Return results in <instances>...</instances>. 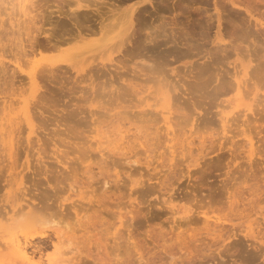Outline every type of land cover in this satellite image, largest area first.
Wrapping results in <instances>:
<instances>
[{
    "label": "rangeland",
    "instance_id": "1",
    "mask_svg": "<svg viewBox=\"0 0 264 264\" xmlns=\"http://www.w3.org/2000/svg\"><path fill=\"white\" fill-rule=\"evenodd\" d=\"M33 1L38 4L41 0ZM141 1L147 2L146 0H95V3H98L100 10L103 9L101 12L108 11L109 13H105L109 16L113 13L115 15H118V12L123 13L126 8L133 4L137 6ZM151 1H153L152 5L146 3L147 12L143 14L142 20L138 19L137 15L134 17V30L136 34L138 32V36L135 34L131 42L127 43L128 46L133 51L136 50L134 45L145 38L151 27L154 31L164 24L167 25L164 26L167 31L168 28H173L172 34L178 38L177 40L182 39L183 43L184 39H187L188 44L179 47V51L171 50V46L174 45L169 42L170 38L161 36L158 38L161 44L142 42V45H139L141 50L139 51V48L138 52L137 50L132 52V56L126 55L125 50L120 53L111 52L109 45L114 43L117 45L116 41L121 36L116 35L125 31V18L117 27L108 30L101 41L60 43L58 47L47 46L40 49L34 45L32 39L38 32L35 28L42 23V29H49V24L43 23V20L38 24L37 9L31 10L27 0H0V98L3 95L8 96L9 93L10 97L20 98L17 101L12 98L15 102L11 106L10 115L8 114L10 119L19 122L15 141L18 139V144L23 145L22 149L31 147L27 155L31 160L38 156L46 161L50 160L55 144L67 152L66 164L71 168L70 171L68 168V173L65 172L68 174H66L67 178H61L64 180L60 181L63 182L62 186L59 185L63 187L60 188L62 191H58L51 198L53 206L67 205V212L63 215L51 214L48 211L38 212L37 216L28 222H26L28 219L23 220L25 223L15 221L18 228L14 226L16 228L12 232L14 235H21L51 225L59 226L63 235L61 243L69 244L66 246L63 244L62 247L67 253L63 256L66 259L63 260L64 264H68L71 259L69 264L72 262L80 264L79 261H75L77 258L83 260L81 264H174L175 261L176 264H182L183 262L179 261L184 258L182 253L184 249L186 250V244L190 245L191 249H194V244H191L190 239L187 240L184 235H181V238L177 237L178 229L175 225L180 219L175 206L181 207L180 210L184 207L191 210V221H194L191 230L199 232L197 238L203 235L206 237V229L201 224L203 223L201 209L206 211L210 208L211 211L212 208L213 214L218 212V215L226 213L222 210L227 211L229 196L233 193L237 194L238 200L240 197L252 200V205L256 204L254 210L258 212L261 210L260 212L264 213V141H257V132L262 134L264 132V117L263 120L260 119L262 121L259 120L261 113L264 116V112L261 111V109L264 111V100H262L264 99V0H234V5L228 0H167L161 3L158 0ZM82 2L94 4L92 0ZM144 2L141 3L145 4ZM93 4L90 5L94 6ZM70 6L75 8L73 3ZM51 7L55 10L54 5ZM215 8L222 15L221 38L216 37L215 34L217 29ZM28 9L33 13L35 11L36 15L32 14L35 16L33 18L37 19V21L32 20L37 22L35 26L28 20V16L31 15H28L31 13ZM87 9L86 12L84 9L78 11L81 14V11L89 14L90 9ZM24 10L27 12H23ZM166 35L170 37L171 34L167 32ZM98 37L95 35L90 39L94 40ZM37 39L45 42L42 36L39 38L37 36ZM165 39L169 40V45ZM163 40L165 43L162 42ZM31 52H36V55L31 57ZM93 57L96 59L94 60ZM112 58L114 65L109 67ZM24 61H27L25 65ZM17 63L21 64L23 71H20ZM102 64H106L107 67L102 69ZM115 66L124 67L121 70L117 69L115 74V71L112 72ZM107 68L108 70L112 68L109 70L111 76L105 74ZM244 69L249 70L246 75H243ZM31 70H34V85L26 75ZM238 75V78L245 80H242L245 85L243 89L241 87L240 95L225 86L227 84L230 87L229 82L234 84L233 76ZM160 80L169 85L167 87L164 86L165 84L162 87V83L158 85ZM189 82H192L190 87L193 90L197 87L194 92L184 91ZM171 85L176 86L175 91L172 90ZM226 88L232 92L227 91ZM165 89L166 92L170 91L171 96L169 103L173 115L169 116L172 118V127L175 128L173 141L167 140L170 136L165 135L166 124L163 122V115L159 112L163 104L162 97L166 94ZM140 97L144 100L141 101ZM22 99L27 100V106ZM146 103L155 104L153 108H149L154 110L153 116L148 115L150 118L141 116L139 112L142 107L148 109L144 106ZM26 109L31 115L34 113L33 131L24 118ZM53 109L64 112L62 114L66 120L63 118L64 121L61 119L60 123L69 121L67 126L72 128V131L68 130L70 133L62 131L64 125L59 129L61 132L56 130L59 122L55 119L53 121L52 117L56 115ZM40 111H44L43 114L48 118L38 117ZM1 112L0 110V116L3 117ZM35 112L38 114L36 115ZM242 113H246L247 117L242 116ZM224 117L228 122L225 127L222 121ZM176 119L177 124L173 121ZM206 119H212L213 123ZM223 128H227L228 132L224 138L222 136L226 129ZM57 131L59 133H55ZM134 134L139 136L135 141H133ZM130 137L131 139H127ZM202 139L205 147L208 145V149L204 148L206 151L200 152L203 155L198 153L204 147L202 142L199 144ZM248 140L254 144L252 154L249 153ZM0 148L2 149V151L0 149V207L11 205L17 207L24 200L28 201L29 195L33 194L34 190L25 192L28 194L21 197V192L17 189L19 176L16 172L7 178L9 179L7 184L2 181L1 164L4 159L7 160L2 141ZM213 149L214 151H211ZM25 157L26 154L22 150L16 156L18 162H22ZM59 169L63 172L61 167H57L56 170ZM23 179L26 180V176ZM250 192H253L252 195ZM172 200L173 202H169ZM258 202L263 203L258 207L260 210L257 208ZM74 206L76 208H72ZM215 209L217 210L214 211ZM12 217L14 218V215ZM253 217L260 220L259 226L256 223L253 225V227L257 226L255 231L259 228L262 231L264 222L261 216L254 213ZM194 218H199L196 220L201 222L196 224ZM223 225V232L226 231L231 238L222 242L223 245L218 244L219 248L213 247L209 251L211 256L208 252L203 257L193 258V262L183 261L186 264H264V244L245 237L239 230L238 224L234 227L228 222H223ZM174 226L176 230L173 229ZM153 231L157 234L161 232V235ZM128 232L136 235L132 236L134 242L137 240L135 249L138 247L137 251L140 253L138 255L133 248H130L133 251L130 249L127 251L128 254L133 253V255H124L126 244L119 235L127 236ZM205 237L203 238L207 242L209 237ZM138 238L141 239V243ZM262 239L264 241V235ZM180 241L182 244L179 243ZM176 249L178 252H175ZM80 251L82 254L79 253ZM72 252H75L76 257L77 254L81 257L71 258V256L75 257ZM123 257H130L131 260L125 258L126 262H129H123ZM68 259L70 260L67 261Z\"/></svg>",
    "mask_w": 264,
    "mask_h": 264
},
{
    "label": "bare ground",
    "instance_id": "2",
    "mask_svg": "<svg viewBox=\"0 0 264 264\" xmlns=\"http://www.w3.org/2000/svg\"><path fill=\"white\" fill-rule=\"evenodd\" d=\"M28 1V4H29V7L31 8V10H32V8H34V9H37V12H36V14H37V16H38V24H39V21H42L43 20V23H47V24H49V29H42L41 28V26H43L42 25V23L40 24V26H38L37 28H35V30H38V32L36 33V35L35 36H33L32 37V39L34 40V45H37V47L38 48H46L47 46H49V47H58L59 45H60V43H73V42H86L87 40H90V41H97V40H100V39H103L102 37H104V35L105 34H107V31L109 30H112V28H114V27H117L118 25H119V23L121 22V20H123L124 18H125V21H124V23H126V28H125V31L123 32V33H121V34H118V35H116L117 37H120L116 42H118L117 43V45H116V43H114V45H109L110 46V50H112L111 52H114V51H116L117 53L119 52H122L123 50H125L124 52H125V54L126 55H130V56H132L131 55V53L132 52H134V51H136L137 50V52H138V49L140 48V46L142 45V42H145L146 43V41L148 42V44H149V42H152L153 43V45H158V44H161V41L158 39L159 37H161L162 36V38L164 37V38H170V41L169 40H167V39H165V41L168 43V41L169 42H171V43H173V45L174 46H171L172 47V49L171 50H174L175 49V51H179V47H181V46H184V45H186V44H188V41H187V39H184V41L185 42H183L182 43V39H179V40H177L178 38L177 37H175L173 34H172V31H173V28H168V30L169 31H167V29H166V27H164V26H167V25H164V24H162L160 27H158V29L157 30H154V31H152V29H153V27H151V31L150 32H147L146 33V36H145V38L144 39H140L139 41L141 42V44H139L140 42H138V44L136 45L135 43H133V44H135L134 45V47H135V49L136 50H132L129 46H128V44L127 43H130L131 42V38L132 37H134L135 36V32H136V30H134V24H133V22H134V17L137 15V18L138 19H140V20H142L143 18H144V13L145 12H147V10H146V7H147V4L146 3H148V4H150V5H152V3H153V1H151V0H146L147 2H144V1H141V2H144L145 4H142L141 2H138L139 4H141V5H139V4H137V6H135L134 4L133 5H131V6H129L128 8H126V10L123 12V13H117L118 15H115V13H113V14H111V15H109V16H107L106 15V13H109L108 11L106 12V11H104V12H101L102 10H100L99 9V6H97L98 5V3L96 4L95 3V0H92L93 2H94V4L92 3V2H90V4H93L94 6H91L90 4H86V3H83L82 1H87V0H41L40 2H38V4L36 3L35 4V1H33V0H27ZM98 1V0H97ZM108 1V0H107ZM157 1V0H156ZM160 1V3L161 2H165V1H167V0H158V2ZM232 5H234L235 4V2H234V0H228ZM114 2V1H113ZM228 2V3H229ZM71 3H73L74 5H75V8H71L72 6H70L71 5ZM101 3V2H100ZM103 3V2H102ZM116 3V2H115ZM112 4V3H111ZM55 6V10H53L52 9V7L51 6ZM90 5V6H89ZM100 5V8H101V4H99ZM103 5V4H102ZM117 5H118V2H117ZM121 5V4H120ZM120 5H119V7H120ZM177 5V4H176ZM175 5V6H176ZM237 5V4H236ZM25 6V5H24ZM111 6H113V5H111ZM114 6H116V5H114ZM180 6V5H179ZM28 7V8H29ZM67 7V8H66ZM118 7V6H117ZM149 7V6H148ZM154 7V6H153ZM162 7H164L163 5H162ZM167 8H168V5L166 6ZM178 7V6H177ZM176 7V8H177ZM19 8V7H18ZM27 8V7H26ZM29 8V9H30ZM87 8H89L90 10H89V14H87V13H84L83 11H81L82 12V14L81 13H79L80 11H78V9H84V11L86 12V11H88V9ZM184 8V7H183ZM25 9V8H24ZM28 9V10H29ZM85 9H87V10H85ZM118 9V8H117ZM155 9H158V8H155ZM154 9V10H155ZM164 9H166V8H164ZM187 9V8H186ZM31 10H29V12H31V13H28V15H32V14H34L35 13V11H34V13L31 11ZM115 10V9H114ZM168 10V9H167ZM111 11V10H110ZM112 11H113V9H112ZM179 11V10H178ZM23 12H27V10L25 11H23ZM90 12H92V14H90ZM106 12V13H105ZM157 12V11H156ZM182 11H180V13H181ZM27 14V13H26ZM36 14H34V15H36ZM248 14L250 15V16H252V14L251 13H249L248 12ZM31 15H30V17H31ZM34 15H32V17H31V19H29L30 17L28 16V20H30V21H32L33 19H36V18H33V17H35ZM158 15V14H157ZM27 16V15H26ZM148 16V15H147ZM221 16L222 15H220V13H219V11H217V9L215 8V17H216V22H217V24H216V27H217V29H216V32H215V34H216V37H220L221 35H220V25H221V22H220V20H221ZM151 17V16H150ZM154 17V16H153ZM209 18H212V17H209ZM25 19V18H24ZM27 19V18H26ZM173 19V18H172ZM152 20V19H151ZM160 20V19H159ZM209 20V19H208ZM36 21H37V19H36ZM161 21V20H160ZM163 21V20H162ZM13 22V21H12ZM27 22H29V21H27ZM144 22V21H143ZM37 24V22H35V21H32L31 22V25H34V24ZM45 23V24H46ZM135 23H136V21H135ZM139 23H140V21H139ZM138 23V24H139ZM145 25H146V23H144ZM143 24V25H144ZM151 24V23H150ZM168 24V23H167ZM169 24H171V23H169ZM184 24V23H183ZM188 24V23H187ZM14 26V25H13ZM35 26V25H34ZM258 26V25H257ZM146 27V26H145ZM138 29H140L139 27H137ZM149 28V27H148ZM147 28V29H148ZM186 28V27H185ZM138 29H137V31H138ZM114 30V29H113ZM175 30V29H174ZM168 33H170L171 35H170V37H168V35H166L167 34V32ZM184 31V30H183ZM121 32V31H120ZM181 32H182V30H181ZM142 33V32H141ZM166 33V34H165ZM123 34V35H122ZM137 34H138V32H137ZM136 34V35H137ZM182 34V33H181ZM205 34V33H204ZM95 35H98L99 37H98V39H90V37H92V36H95ZM37 36H38V38L40 37V36H42L43 37V41H45V42H42V41H40V40H38L37 39ZM138 36V35H137ZM115 37V36H114ZM179 37V36H178ZM184 38H185V36H184ZM221 38V37H220ZM30 39V38H29ZM113 38H111V40H112ZM161 39V38H160ZM221 40V39H220ZM101 41V40H100ZM162 42H164V40L162 41ZM165 43V42H164ZM193 44H195V43H193ZM199 44V43H198ZM218 44V43H217ZM107 45V44H106ZM127 47H126V46ZM140 45V46H139ZM152 45V44H151ZM167 45H169V43L167 44ZM139 46V47H138ZM163 46V45H162ZM190 46V45H189ZM191 46H192V44H191ZM190 46V49L192 50L193 48H196V47H191ZM36 47V46H35ZM37 47H36V49H37ZM129 47V48H128ZM132 48H133V46H131ZM136 47H138V48H136ZM143 47V46H142ZM147 47V46H146ZM159 47V46H158ZM197 47H198V45H197ZM201 47H202V45H201ZM200 47V48H201ZM220 47V46H219ZM224 47V46H223ZM230 47V46H229ZM116 48V49H115ZM227 48V46L225 47V49ZM113 49H115V50H113ZM130 49V50H129ZM134 49V48H133ZM199 49V48H198ZM107 50V49H106ZM105 50V51H106ZM128 50H129V52H128ZM141 50V48L139 49V51ZM165 50H167V49H165ZM224 50V49H223ZM40 51V50H39ZM105 51H103V52H105ZM154 51V50H153ZM168 51V50H167ZM200 51V50H199ZM164 52V51H163ZM172 52V51H171ZM174 52V51H173ZM172 52V53H173ZM183 52V51H182ZM198 52V51H197ZM36 52H31V57H33L34 56V54H35ZM84 53V52H83ZM82 53V54H83ZM202 53V52H201ZM207 53V52H206ZM171 54V53H170ZM185 54V53H184ZM28 55H29V53H28ZM28 55H26V56H28ZM36 55V54H35ZM73 56H75V54H73ZM78 56V55H77ZM116 56V55H115ZM88 57V56H87ZM117 57V56H116ZM94 58V57H93ZM129 58V57H128ZM148 58H150V57H148ZM96 59V57L94 58V60ZM116 59V58H115ZM121 59V58H120ZM119 59V61L121 62V60ZM123 59V58H122ZM117 60H118V58H117ZM114 61V58H112V59H110V62H111V65L109 66V67H111V66H113L114 64L112 63ZM2 62V61H1ZM25 62H27V61H24V65L26 64ZM250 62V61H249ZM126 63V62H125ZM4 64V63H3ZM23 64V63H22ZM28 64V63H27ZM98 64V63H97ZM139 64L140 63H138V66H139ZM17 65V67L20 69V71H23V69H22V66H21V64H19V63H17L16 64ZM92 65V64H91ZM142 65V64H141ZM258 65V64H257ZM95 67H96V65H95ZM107 66H106V64H102V66H101V68L102 69H105ZM117 66H115L114 68H113V71L112 72H114L115 71V74H116V70L117 69H120L121 70V68H123L124 66H122V67H119V68H116ZM147 67V66H146ZM146 67H142V68H146ZM246 67V66H245ZM49 68V67H48ZM54 68V71H55V67H53ZM60 68V67H59ZM98 68V67H97ZM134 68V67H133ZM152 68H153V66H152ZM253 68H255V67H253ZM257 68V67H256ZM260 68V67H259ZM111 70H112V68H110ZM109 69V70H110ZM151 69V68H150ZM48 70V69H47ZM95 70V69H94ZM108 70V68L106 69V73L105 74H109L110 76L112 75V73H111V71H109ZM133 71H135V69H132ZM260 70H262V69H260ZM53 71V70H52ZM86 71V70H85ZM96 71H98V70H96ZM99 71H101V69L99 70ZM139 71H142V72H144L142 69H139ZM255 71V70H254ZM258 71V70H257ZM36 72V71H35ZM57 72V71H56ZM119 72V71H118ZM124 72V71H123ZM126 72V71H125ZM240 72V71H239ZM247 72H249V70L248 71H246V69H244L243 70V75H246V73ZM15 73V72H14ZM39 73H41V72H39ZM88 73V72H87ZM101 73V72H100ZM121 73V72H120ZM134 74H136L135 72H133ZM153 73V72H152ZM260 73H261V71H260ZM51 74H53V72L51 73ZM56 74V73H55ZM54 74V75H55ZM62 74V73H61ZM65 74V73H64ZM118 74V73H117ZM128 74V73H127ZM253 74V73H252ZM257 74V73H256ZM26 75L28 76V79L30 80V82H31V84L32 85H34L35 84V76H34V70H31V71H28L27 73H26ZM86 75V74H85ZM138 76H139V74H137ZM140 75H142L141 73H140ZM143 75H145L146 76V74H143ZM254 75V74H253ZM257 75H260V74H257ZM26 76V77H27ZM149 76V75H148ZM52 77H53V75H52ZM92 77V76H91ZM140 77V76H139ZM234 77V84H232L231 82H229V86L230 87H228V85L226 84L225 86H227V88H229L230 90H234L235 92H236V94H238V95H240L241 94V87H242V89H243V87H244V85H245V83H243L245 80L244 79H242V78H238L239 77V75L238 76H233ZM15 78V77H14ZM93 78V77H92ZM100 78H101V76H100ZM146 78V77H145ZM144 78V79H145ZM148 79V78H147ZM147 79H145V80H147ZM246 79H248V78H246ZM251 79V78H250ZM20 80V79H19ZM38 80V79H37ZM134 80V79H133ZM148 80H153V79H148ZM242 80H244V81H242ZM13 82H14V80H12ZM22 81V80H21ZM155 81H156V79H155ZM158 82H159V80H157ZM11 82V81H10ZM23 82V81H22ZM21 82V83H22ZM246 82H248V81H246ZM162 83V81L160 80V83L158 84V85H160ZM192 82H189V87L188 86H185L187 83H185V88H184V91H186V92H191V91H193L194 92V90L197 88L196 86H194V87H196V88H194V90L190 87V84H191ZM19 84V83H18ZM163 84H165L164 86H166L167 87V85H169V84H167V83H162L161 85H162V87H164L163 86ZM193 84H194V82H193ZM196 84H197V82H196ZM242 84V85H241ZM14 86H15V84H13ZM22 85H24V84H22ZM20 86V85H19ZM127 86H128V84H127ZM172 86V85H171ZM183 86V87H184ZM191 86H192V84H191ZM223 86H224V84H223ZM246 86H248V85H246ZM21 87V86H20ZM129 87V86H128ZM165 87V88H166ZM17 88V87H16ZM133 88H134V86H133ZM169 88V87H168ZM226 88V89H227ZM18 89V88H17ZM135 89V88H134ZM192 89V90H191ZM229 89H227V91H230ZM73 90V89H72ZM170 90V89H169ZM172 90L173 91H175L176 90V86H172ZM17 91V90H16ZM15 91V92H16ZM167 91V89H165V95H163V97H162V99H163V104L161 105V110L159 111L160 112V114H162L163 115V122L166 124V127H165V135L166 136H170L167 140H169V141H173L174 140V129L175 128H173L172 127V118H170V114H172L173 112H171V106H170V103H169V100H170V94H169V92H166ZM243 91V90H242ZM138 92H139V90H138ZM138 92L136 91V93L138 94ZM152 92H154V91H152ZM230 92H232V91H230ZM140 93V92H139ZM142 93V92H141ZM155 93V92H154ZM12 94V93H11ZM14 94V93H13ZM143 94H144V92H143ZM9 95H10V93H9ZM6 96V95H3V97H1L0 98V103L2 104V107L0 108V110L2 111L1 113L3 114V117H1L0 118V120H4V122H2V121H0L1 123H0V140L3 142V149H4V151L6 150V159L7 160H3V163L1 164V170H2V176H3V179H2V181L3 182H6V184H7V182H9V179H7L8 177H10V176H12V174L14 173V172H16L17 173V175L19 176V183H18V186H17V189H19L20 190V192H21V194L20 195H22L21 197H23V196H25V195H27V194H25V192H29V190L31 191V189L32 190H34V191H32V193L33 194H31L32 195V197H31V195H29L30 196V198L28 199V201L26 200V202H25V200H24V202L23 203H21V204H19L17 207H12V205L11 206H7V207H5V206H1L0 207V264H58V263H60V262H62L63 263V260H65L66 261V259L65 258H63V256L65 255V250L63 251V249H62V247H63V244L61 243V238H63L62 236V234H61V232H62V230H60V228H59V226H57V225H51V226H48V227H46V228H40V229H35L34 231H31V232H29V233H22L21 235H19V234H17V235H14V233L12 232V230L13 229H15L16 227H17V225H16V223H17V221H23V220H27L26 222H28L30 219H33V218H35V216H37V213L39 212V213H41V211L43 212V211H48V212H50L51 214H55V215H58V214H61V215H63L64 214V212H67V210L66 209H68V207H67V205H59L58 207L56 206V205H54L53 206V203H51V198H52V196H54L58 191H60L61 189H63V187L61 188L59 185H61L62 186V183L63 182H60V181H64V180H62L64 177L65 178H67L66 176L68 175L67 173L70 171V169L71 168H69V164H68V166H67V152H64L62 149H60L58 146H56L55 144H53L54 146V153L51 155V158H50V160H48V161H46V160H44L41 156H38L37 158H35V159H33V160H31V159H29L28 157H27V155H28V153H29V150H30V146H27L26 148H24L23 147V149H22V146L21 145H19L18 143H19V141H18V139L15 141V132L17 131V129H18V121H16L15 119H10L9 118V113H10V111H11V106L14 104L13 102H15L12 98L14 97L13 95V97H10V96ZM149 95H147V97H148ZM257 96V95H256ZM37 97V96H36ZM19 98V97H18ZM17 98V99H18ZM148 98H150V97H148ZM155 98V97H154ZM14 99H15V97H14ZM17 99H15L16 101H17ZM20 99V98H19ZM46 99V98H45ZM140 99H141V101L142 100H144V99H142L141 97H140ZM153 99V98H152ZM259 99V98H258ZM150 100V99H149ZM262 100H264V99H262ZM19 101V100H18ZM22 101L26 104V106H27V100H23L22 99ZM47 101V100H46ZM139 102H140V100H138ZM137 101V102H138ZM154 101V100H153ZM158 101V100H157ZM262 102V101H261ZM264 102V101H263ZM155 103H156V101H155ZM171 103H172V101H171ZM158 104V103H157ZM249 104V103H248ZM256 104V103H255ZM139 105V104H138ZM137 105V107H139ZM154 106H155V104H153ZM152 104L150 105V104H147L146 103V105H144L145 107H147L148 109H145L144 107H142L140 110H139V112H140V114H141V116H147V118H150V117H148V115H151V116H153L152 114L154 113V110H152V109H149L150 107L151 108H153L152 106H153ZM172 105V104H171ZM263 105V104H262ZM45 106V105H44ZM40 107V106H39ZM133 107H134V104H133ZM249 107V106H248ZM30 108V107H29ZM43 108V107H42ZM48 107H45V109H47ZM263 108V107H262ZM54 110V115L55 116H53L52 118H53V121H54V119L55 120H57L59 123H60V121H61V119H62V121H64L63 120V118H65L64 117V115L62 114V113H64V112H57V110L56 109H53ZM248 110H250V109H248ZM242 111V110H241ZM260 111V110H259ZM261 111L262 112H264L263 111V109H261ZM44 112V111H43ZM43 112L42 111H40V112H38V113H36L35 112V114L37 115H39L38 117H42L43 119H44V117H45V115L43 114ZM56 112V113H55ZM31 113H32V111H31ZM67 113H69V112H67ZM76 113V112H75ZM74 113V114H75ZM156 113V112H155ZM9 114V115H8ZM34 113H32V115H33ZM72 115H73V113H71ZM70 114V115H71ZM158 114V113H157ZM20 115V114H19ZM32 115L29 113V111H28V109H26L25 110V113H24V118H25V121H26V123H27V125L29 126V128H30V130L31 131H33V123H32ZM71 115V116H72ZM155 115V114H154ZM173 115V114H172ZM260 115V114H259ZM17 116V115H16ZM56 116H58V118H56ZM69 116V115H68ZM74 116H76V115H74ZM241 116V115H240ZM242 116H246L247 117V115H246V113H242ZM178 117V116H177ZM180 117V116H179ZM263 115H262V113H261V115H260V117H259V120L260 119H262L263 120ZM20 118V117H19ZM45 118H48V117H45ZM60 118V119H59ZM209 118V117H208ZM59 119V120H58ZM79 119V118H78ZM225 119V117L222 119V121L224 122V124H223V126L225 127L226 125V123H227V125H228V122H226V120H224ZM247 119V118H246ZM257 119H258V117H257ZM16 122H15V121ZM46 120V119H45ZM65 120H66V118H65ZM178 120H179V118H178ZM207 121L209 120V122H211V123H213L212 122V119H206ZM211 120V121H210ZM262 120H260V121H262ZM173 121H175V123L177 124V119L176 120H173ZM229 121V120H228ZM264 121V120H263ZM69 122V121H68ZM68 122H65V123H58V125H57V128H56V130H59V129H61V126H65V127H62V131H64V132H66V133H68L69 131H72V128H70L69 126H67L68 124ZM175 123H174V125H175ZM206 123V122H205ZM263 123V122H262ZM263 126V125H262ZM258 127V126H257ZM227 128H229V127H227ZM227 128H223V130H225L226 129V132H224V134H223V138H224V135L226 134V133H228L227 132ZM238 128V127H237ZM70 129V130H69ZM262 129V128H261ZM69 130V131H68ZM259 130V129H258ZM53 132V131H52ZM59 132H61V130H59ZM58 131L57 132H55V133H59ZM54 133V132H53ZM63 133V132H62ZM70 133V132H69ZM128 136V135H127ZM134 136V140L133 141H135L137 138H139V136H137V135H133ZM226 136V135H225ZM257 141H264V132H263V134H262V132H257ZM132 137V136H131ZM131 137L130 138H127V139H131ZM189 138V137H188ZM226 138V137H225ZM0 141V142H1ZM37 141H39L38 139H37ZM129 141H131V140H129ZM200 143L199 144H201V142H202V145L204 146L203 147V150H199V152L198 153H200V152H202V151H206L204 148H207L208 147V145L205 147V143H204V139H202V141H199ZM210 142V141H209ZM212 142V141H211ZM209 144V143H208ZM202 145H200V146H202ZM253 143L251 142V140H248V147H249V153H251L252 154V151H253ZM209 147H211L210 145H209ZM201 148V147H200ZM212 148H214L213 147V145H212ZM1 149V148H0ZM202 149V148H201ZM208 149V148H207ZM215 149V148H214ZM214 149L213 150H211V151H214ZM217 149V148H216ZM20 150H22V151H24L25 152V154H26V157H25V159L22 161V162H18L17 161V158H16V156L18 155V153H19V151ZM1 151H2V149H1ZM208 152V151H207ZM201 154V153H200ZM251 154H249V155H251ZM201 155H203V154H201ZM202 157V156H201ZM203 158V157H202ZM67 159V160H66ZM199 159V158H198ZM204 159V158H203ZM4 161H6V162H4ZM1 162V161H0ZM200 162V161H199ZM68 163H70V162H68ZM50 164V165H49ZM57 167H61L62 168V170H63V172H61V170L59 169V170H56L57 169ZM71 167V166H70ZM68 168H69V171H68ZM68 171V172H67ZM65 172H67L66 174H65ZM52 174V175H51ZM60 175H62L61 177H60ZM26 176V180L25 179H23L24 177ZM54 179H53V178ZM58 177H60V178H58ZM50 178L51 179H53V180H50ZM62 178V179H61ZM61 179V180H60ZM0 187H1V184H0ZM3 187V186H2ZM44 188H46V190H47V188H48V191H46V190H44ZM61 188V189H60ZM62 191V190H61ZM243 192V191H242ZM254 192V191H253ZM253 192H250V195H252V193ZM31 193V192H30ZM29 193V194H30ZM241 194V193H240ZM249 194V193H248ZM254 195V194H253ZM236 197H237V194L236 193H233V194H231L230 196H229V201H228V206L226 207V210L227 211H225V209L224 210H222L223 212H226V213H223V214H221V215H218L217 213H215V214H213V211H212V208H211V211H209L210 210V208L209 207H206V209L207 208H209V210H204V211H202V209H201V213H202V222L203 223H201L203 226H204V228L206 229H203V230H205V232H206V237H209V239H207L208 241L206 242V240L203 238V237H205V235H203V237H198L197 238V236H199V232H196L194 229L193 230H191V226H192V223H194V221L192 222L191 221V217H190V215H191V210L190 209H186V207H184V208H182L183 210H180L181 209V207H179V206H175V210H176V212L178 213V216H179V219H180V221L179 220H177V221H179V223L177 222V225H175V226H177L176 228L178 229V230H176V228H175V226L173 227V229H175L176 231H177V237H179L180 236V238H181V235L183 236L184 235V237H186L187 238V240H189L190 242H192L191 244H194V249H191V247H190V245H188V244H186V243H188V242H186L185 244H186V250L184 249V252L182 253L184 256V258L182 259L181 258V260L179 261V262H181L182 264H186L188 261H192L193 260V258H199V257H203L204 256V254L205 253H208L213 247H215L214 249H216V248H219V245L218 244H222V242H224L227 238H231L230 237V234H227V232L226 231H224L223 232V230H224V225H223V222H228L229 224H230V226H234V225H236V224H238V228H239V230L244 234V236L245 237H250V238H252V239H256V240H258V242H260L261 244H264V241H263V239H262V236L264 235L263 233V229H262V231H260V229L261 228H259V230H257V231H255V228L257 227V226H259L260 225V220H258V218L257 217H253L252 218V214H258L259 216H261V218H262V221L264 222V213H261L260 211V209L258 208V207H260V204H261V206H262V204L263 203H261L260 202V204H259V202H258V204H257V208L260 210L259 212L257 211V210H254V209H256L254 206L256 205V204H254V206L252 205L253 204V202H252V200H250V199H248V198H241L240 197V199L238 200V198L236 199ZM23 199V198H22ZM184 199V198H183ZM199 200V199H198ZM175 201V200H174ZM259 201V200H258ZM167 202V201H166ZM169 202H173V200L172 201H169ZM200 202V201H199ZM214 202V201H213ZM20 203V202H19ZM201 203H203V202H201ZM72 204H73V202H72ZM170 205V204H169ZM203 205H205L204 203H203ZM207 205H208V203H207ZM56 206V207H55ZM263 206H264V204H263ZM200 207H201V205H200ZM70 208V207H69ZM72 208H76L75 206L74 207H72ZM197 208V207H196ZM171 210H172V208H170ZM205 209V208H204ZM262 209H263V207H262ZM76 211H77V209H75ZM164 210H166V209H164ZM174 210V209H173ZM194 210V209H193ZM198 210V209H197ZM217 209H215L214 211H216ZM254 212H253V211ZM195 211V210H194ZM221 211V210H220ZM79 212V211H78ZM77 212V213H78ZM175 212V213H176ZM199 212V213H200ZM253 212V213H252ZM58 213V214H57ZM69 213H70V211H69ZM128 213H130L129 211H128ZM169 213H170V211H169ZM172 213V212H171ZM174 213V214H175ZM212 213V214H211ZM123 214H125V213H123ZM14 215V218L12 217ZM122 215V214H121ZM172 215V214H171ZM123 216H125V215H123ZM128 216V215H127ZM62 217V216H61ZM128 218V217H127ZM175 218V217H174ZM200 218V217H199ZM199 218H196L197 220L199 219ZM195 219V218H194ZM195 219V220H196ZM12 220V222H10ZM126 220V219H125ZM196 220V221H197ZM15 221H16V223H15ZM176 221V220H175ZM24 222V221H23ZM172 222H174V221H172ZM198 222H201V221H197L196 222V224H198ZM25 223V222H24ZM254 223H256L257 224V226H255V227H253V225H254ZM18 225H21V224H19L18 223ZM24 225V224H23ZM124 225V224H123ZM201 225V226H202ZM14 226H16V227H14ZM22 226V225H21ZM20 226V227H21ZM173 226V225H172ZM200 226V225H199ZM203 226H202V228H203ZM228 226V225H227ZM23 227V226H22ZM21 227V228H22ZM123 227V226H122ZM125 227H127V226H125ZM235 227V226H234ZM18 228V227H17ZM21 228L19 229V231L21 230ZM161 228V227H160ZM231 228V227H230ZM236 228H237V226H236ZM235 228V229H236ZM119 230L118 231H120V228H118ZM122 230H123V228H122ZM131 230V229H130ZM151 230V229H150ZM160 230V229H159ZM165 230V229H164ZM163 230V234H164V231ZM231 230V229H230ZM14 231V230H13ZM152 231V230H151ZM169 231H170V229H169ZM232 231V230H231ZM239 231V232H240ZM154 232V231H153ZM166 232H168V231H166ZM172 232V231H171ZM194 232H196V233H194ZM121 233V232H120ZM134 233V232H133ZM154 233H156L157 234V232H154ZM161 233V232H160ZM160 233H158L157 235H159ZM201 233V232H200ZM234 233V232H233ZM118 234V233H117ZM121 234H123V233H121ZM205 234V233H204ZM225 234H226V236H225ZM232 234V233H231ZM263 234V235H262ZM133 235V234H132ZM129 232L127 233V236H121V235H119V237H121V238H123L124 239V241H125V244H126V246H125V254L124 255H126V256H128V255H133V253L132 254H128V250L130 249V248H133L134 250H135V252L137 253H135L136 255H138V254H140V253H138V247H137V249H135L136 248V242H137V240L134 242V239H133V236L135 237L136 235H133L132 236ZM155 235V234H154ZM161 235V234H160ZM165 235V234H164ZM201 235V236H202ZM261 235V236H260ZM149 236V235H148ZM167 236V235H166ZM166 236H164V238L166 237ZM117 237V236H116ZM116 237H114L115 239H116ZM118 237V238H119ZM139 237V236H138ZM155 237V236H154ZM153 237V238H154ZM173 237V236H172ZM184 237H182V238H184ZM205 237V238H206ZM137 238V237H136ZM140 238V237H139ZM138 238V239H139ZM156 238H158V236L156 237ZM161 238V237H160ZM159 238V239H160ZM166 238H168V237H166ZM170 238V237H169ZM174 238H175V236H174ZM185 238V239H186ZM152 239V238H151ZM155 239V238H154ZM158 239V240H159ZM162 239V238H161ZM160 239V240H161ZM176 239V238H175ZM141 239H139L138 241H140ZM168 240H170V239H168ZM177 240H178V238H177ZM180 240V239H179ZM219 240L221 241V242H219ZM255 240V241H256ZM120 241V240H119ZM124 241L122 242V243H124ZM155 241V240H154ZM162 242H163V240H161ZM166 241V240H165ZM174 241V240H173ZM182 241V240H181ZM181 241L179 242V243H181ZM184 241V240H183ZM156 242V241H155ZM160 242V241H159ZM158 242V243H159ZM161 242V243H162ZM172 242V241H171ZM175 242H176V240H175ZM189 242V243H190ZM140 243H141V241H140ZM157 243V242H156ZM78 244V243H77ZM124 244V245H125ZM165 244H167V243H165ZM176 244V243H175ZM182 244V243H181ZM184 244V245H185ZM225 244V243H224ZM66 245H69V244H66ZM65 244H64V246H66ZM79 245V244H78ZM77 245V246H78ZM81 245V244H80ZM82 245H83V243H82ZM118 245V244H117ZM139 245H141V244H139ZM138 245V246H139ZM142 245H144V244H142ZM162 246L164 245L163 243L161 244ZM188 245V246H187ZM218 245V246H217ZM223 245V244H222ZM86 246V245H85ZM221 246V245H220ZM81 247V246H80ZM155 247V246H154ZM226 247V246H225ZM66 248H68V247H66ZM65 248V249H66ZM73 248V247H72ZM78 248V247H77ZM76 248V249H77ZM145 248V247H144ZM173 248V247H172ZM184 248V247H183ZM224 248V247H223ZM222 248V249H223ZM228 248V247H227ZM76 249H73V251H75ZM119 249V248H118ZM121 249V248H120ZM181 249V248H180ZM67 250V249H66ZM131 251H133L132 249H130ZM149 250V249H148ZM81 251H83V250H81ZM81 251L79 252L80 254H82L81 253ZM169 251H171V250H169ZM168 251V252H169ZM75 252H77V251H75ZM75 252H72L73 254H75ZM85 252V251H84ZM83 252V253H84ZM175 252H178V250L176 249V251ZM147 253V252H146ZM170 253V252H169ZM218 253V252H217ZM67 254V253H66ZM128 254V255H127ZM171 254H173L172 253V251H171ZM170 254V255H171ZM175 254H178V253H175ZM79 254H77V257H81V255L80 256H78ZM142 255V254H141ZM148 255V254H147ZM151 255V254H150ZM208 255H210L211 256V252H209V254ZM207 255V256H208ZM71 256V255H70ZM83 256V255H82ZM122 256V255H121ZM120 256V257H121ZM176 256V255H175ZM179 256H180V254H179ZM76 257V254H75V257L73 256H71V258H73V259H75V258H77ZM134 256H132V258H133ZM142 257V256H141ZM206 257V256H205ZM70 258V259H71ZM118 258V257H117ZM124 258V261L123 262H126V259L125 258H127V257H123ZM122 258V259H123ZM130 258V257H129ZM129 258H127V260L129 259ZM170 258V257H169ZM70 259H68L67 261H69ZM79 259V260H78ZM86 259V258H85ZM134 259V258H133ZM174 259V258H173ZM176 259V258H175ZM72 260V259H71ZM71 260L69 261V262H71ZM129 260H131V259H129ZM179 260V259H178ZM186 262H184V261ZM75 261H79L80 262V264H81V261H83L82 259H81V261H80V258H77ZM139 261H141V260H139ZM148 261V260H147ZM69 262H67L68 264H69ZM121 262V261H120ZM127 262H129V261H127ZM126 262V263H127ZM163 262V261H162ZM176 262V261H175ZM175 262H173L174 264H176ZM193 262V261H192ZM62 263H60V264H62ZM74 262H72L71 264H73ZM132 263V262H131ZM64 264V263H63ZM76 264H77V262H76ZM79 264V263H78ZM117 264V263H116ZM124 264V263H123ZM154 264V263H153Z\"/></svg>",
    "mask_w": 264,
    "mask_h": 264
}]
</instances>
